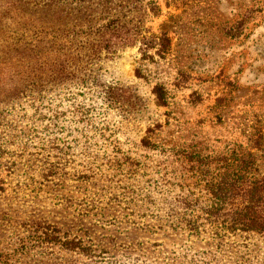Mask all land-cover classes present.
Listing matches in <instances>:
<instances>
[{
    "label": "rangeland",
    "instance_id": "1",
    "mask_svg": "<svg viewBox=\"0 0 264 264\" xmlns=\"http://www.w3.org/2000/svg\"><path fill=\"white\" fill-rule=\"evenodd\" d=\"M35 1L0 6V264H264L204 212L221 157L264 171V0H116L136 40L63 69L61 0Z\"/></svg>",
    "mask_w": 264,
    "mask_h": 264
},
{
    "label": "trees",
    "instance_id": "2",
    "mask_svg": "<svg viewBox=\"0 0 264 264\" xmlns=\"http://www.w3.org/2000/svg\"><path fill=\"white\" fill-rule=\"evenodd\" d=\"M29 0H0V6H10L21 11ZM34 2H36L34 0ZM110 4V5H108ZM116 0H61V6L57 13L59 31L65 41L62 46L63 56L60 68H64L67 60L76 55L89 57L102 50H111L119 46L132 44L136 35L126 34L125 21L120 15V8L116 6ZM156 10L153 13H157ZM10 10L0 13L8 16ZM19 17H23L18 14ZM247 16L243 15L246 19ZM159 39L160 51L167 50L168 37L166 33L161 36H141L140 42L144 46L143 54L148 48L157 44ZM62 50V49H61ZM75 59V60H76ZM22 61L18 57L16 61ZM80 61L76 60V63ZM21 74V73H19ZM29 75V76H28ZM26 79H34V75L26 74ZM249 146L253 150H264V130L262 127H253L249 137ZM240 145L232 150L228 157H221L225 172L219 180L206 185L205 191L212 200L211 204L204 208L208 219L221 223L222 227L231 233L253 232L264 237V171L259 169L256 155L248 151L244 156L240 152ZM231 167V169H229Z\"/></svg>",
    "mask_w": 264,
    "mask_h": 264
}]
</instances>
